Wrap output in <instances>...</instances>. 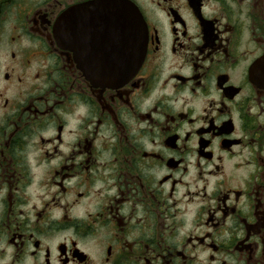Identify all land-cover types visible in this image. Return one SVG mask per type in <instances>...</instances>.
<instances>
[{"label": "flooded vegetation", "instance_id": "1", "mask_svg": "<svg viewBox=\"0 0 264 264\" xmlns=\"http://www.w3.org/2000/svg\"><path fill=\"white\" fill-rule=\"evenodd\" d=\"M93 1L0 0V264H264V0H122L112 79Z\"/></svg>", "mask_w": 264, "mask_h": 264}, {"label": "water", "instance_id": "2", "mask_svg": "<svg viewBox=\"0 0 264 264\" xmlns=\"http://www.w3.org/2000/svg\"><path fill=\"white\" fill-rule=\"evenodd\" d=\"M90 7L92 12H99V14L101 12L102 16L98 17L97 20L86 16L85 19L79 21H98L101 24L99 28L108 30L107 33L101 35V38L119 39V47L116 42L113 46V50L118 49L119 57H122L119 59V67L108 64V67L101 69L102 73L104 72L103 77L112 79L117 76L124 78L131 76L139 68L145 53L141 29L139 27L138 30L135 27L138 13L122 0H96L92 2ZM62 20L66 23L71 21L69 17ZM107 46H111L109 42Z\"/></svg>", "mask_w": 264, "mask_h": 264}]
</instances>
